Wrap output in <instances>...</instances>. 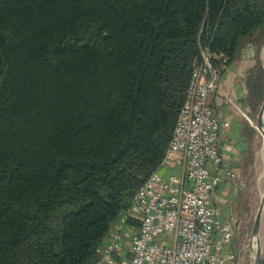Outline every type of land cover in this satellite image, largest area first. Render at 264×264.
<instances>
[{
	"label": "trees",
	"instance_id": "16d2710c",
	"mask_svg": "<svg viewBox=\"0 0 264 264\" xmlns=\"http://www.w3.org/2000/svg\"><path fill=\"white\" fill-rule=\"evenodd\" d=\"M263 33L264 0H0V264H94L202 52L228 67Z\"/></svg>",
	"mask_w": 264,
	"mask_h": 264
},
{
	"label": "built area",
	"instance_id": "2783aa9c",
	"mask_svg": "<svg viewBox=\"0 0 264 264\" xmlns=\"http://www.w3.org/2000/svg\"><path fill=\"white\" fill-rule=\"evenodd\" d=\"M202 57L194 67L163 160H183L184 173L165 177L158 170L149 176L100 247L94 264H240L235 249L220 252L235 236L237 220L220 219L213 206L218 185L234 176L224 166L218 147L222 122L208 98L221 87L226 60L216 68L208 51ZM129 218L137 220V230L130 239L129 256L118 261L115 254L122 247V229ZM214 238L219 242L212 252Z\"/></svg>",
	"mask_w": 264,
	"mask_h": 264
},
{
	"label": "crops",
	"instance_id": "0c3cea01",
	"mask_svg": "<svg viewBox=\"0 0 264 264\" xmlns=\"http://www.w3.org/2000/svg\"><path fill=\"white\" fill-rule=\"evenodd\" d=\"M255 50L251 44H247L239 52L238 58L230 64L221 78V87L216 93L209 95V102L213 106L216 115L222 122L219 135V151L224 158V166L234 172V176L225 178L216 190V196L213 199L218 217L222 220L234 217L238 223L239 229V210L243 205V185L241 177L246 169V160H252L253 139L250 130L255 129L252 112L245 107L244 100L248 93L245 77L247 71L255 64ZM257 133V132H256ZM257 136V135H256ZM185 171L183 160L164 162L159 169V173L165 177L171 175H182ZM138 226L135 218H129L124 225L123 242L121 249L115 254L118 261L129 256L128 248L130 239ZM118 221L114 224L113 230L117 229ZM238 229L231 242L223 244L222 250L233 248L238 253L237 246ZM219 242L214 238L211 251L214 252ZM100 254V253H99ZM223 264H228L227 262Z\"/></svg>",
	"mask_w": 264,
	"mask_h": 264
},
{
	"label": "rangeland",
	"instance_id": "374dc122",
	"mask_svg": "<svg viewBox=\"0 0 264 264\" xmlns=\"http://www.w3.org/2000/svg\"><path fill=\"white\" fill-rule=\"evenodd\" d=\"M252 48L257 50L258 62L252 75L251 106L257 110L254 125L257 133L253 136L252 160H246V169L241 177L243 185V205L239 210V229L237 246L239 248L240 264H264V206L262 207L258 235L253 236V226L264 196V112L261 116V128H258L257 118L264 109V33L254 37ZM255 84V87H254ZM256 132V131H255ZM262 132V133H261ZM259 250V251H258Z\"/></svg>",
	"mask_w": 264,
	"mask_h": 264
},
{
	"label": "water",
	"instance_id": "95a60500",
	"mask_svg": "<svg viewBox=\"0 0 264 264\" xmlns=\"http://www.w3.org/2000/svg\"><path fill=\"white\" fill-rule=\"evenodd\" d=\"M264 112V109H262V111L259 113L258 115V118H257V123H258V128H261V116ZM264 206V196H263V199H262V203H261V206H260V209L257 213V216H256V219H255V222H254V226H253V236H257L258 235V232H259V227H260V220H261V213H262V207ZM259 251V250H258Z\"/></svg>",
	"mask_w": 264,
	"mask_h": 264
},
{
	"label": "bare ground",
	"instance_id": "6f19581e",
	"mask_svg": "<svg viewBox=\"0 0 264 264\" xmlns=\"http://www.w3.org/2000/svg\"><path fill=\"white\" fill-rule=\"evenodd\" d=\"M262 133V132H261ZM263 136H264V134H263ZM264 140V139H263ZM255 239H256V237H255Z\"/></svg>",
	"mask_w": 264,
	"mask_h": 264
}]
</instances>
